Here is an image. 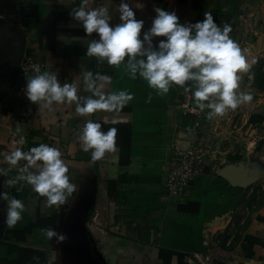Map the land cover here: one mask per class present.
I'll return each instance as SVG.
<instances>
[{"label":"crops","instance_id":"1","mask_svg":"<svg viewBox=\"0 0 264 264\" xmlns=\"http://www.w3.org/2000/svg\"><path fill=\"white\" fill-rule=\"evenodd\" d=\"M174 1L128 0L136 18L148 28L149 18L155 16L154 8L172 12ZM106 2L93 0L91 6ZM78 3L79 0H21L24 26L19 29L13 23L16 2L0 0V98L14 92L16 68L24 56H31L41 65L42 72L56 74L61 84H75L77 97L92 95L84 88L83 69L94 77H111L110 82L98 81L103 84L101 92L105 95L125 90L132 93L133 99L118 113L97 111L89 116L76 112L77 103L82 101L45 107L43 102H30L26 95L8 110L0 109V192L25 204L22 219L10 228L5 223L7 201L0 200V261L264 264V174L260 206L247 218L240 219L237 211L247 195L245 187L229 177L210 173L205 159L184 199L170 197L164 184L171 155L174 150L185 151L191 144L193 116L184 113L187 93L183 87L173 85L167 94L158 95L138 75L131 78L123 63L110 66L106 60L98 62L87 57L88 39L98 37L95 33L87 37L82 26L70 18L71 9ZM119 3L120 0L108 3L113 25L120 22ZM137 3L142 7L136 8ZM262 4L257 0H186L176 15L181 23H196L210 12L221 28L225 23L231 25L230 37L241 47L249 66L247 71L238 73L239 90L245 88L253 95L250 102L242 104L246 110L243 124L250 122L251 126L236 135L247 150L244 158L250 154L251 158L260 159L264 167V90L257 89L249 80L251 77L247 78L253 73L254 63L264 60ZM89 119L117 129L116 151L96 162L91 161L90 152L82 151L78 140ZM21 137L24 144L19 143ZM41 143L60 150L69 178L78 186L77 193L59 211L46 207L45 198L32 192L26 181L20 194L4 190V171L10 165L6 157L17 148L29 151ZM25 163L20 160L14 167ZM186 203H191L190 209L181 210L180 205L184 207ZM50 218L52 227L67 236L65 241L49 242L43 228L38 227L32 228L23 240L11 234L24 231L39 219ZM71 236L77 237V245L71 246Z\"/></svg>","mask_w":264,"mask_h":264},{"label":"clouds","instance_id":"2","mask_svg":"<svg viewBox=\"0 0 264 264\" xmlns=\"http://www.w3.org/2000/svg\"><path fill=\"white\" fill-rule=\"evenodd\" d=\"M92 2L79 0L69 13L87 37H92L93 33L98 37L88 39L87 57L96 58L98 62L106 60L110 66L123 63L131 78L138 75L158 95L167 94L173 85L183 87L192 96L193 111L207 109L208 119L223 116L229 109L234 110L253 99L250 93L238 91L241 87L238 73L247 71L249 66L241 47L230 37V24L225 23L221 28L210 12H205L203 19L196 23H181L174 11L156 7L151 26L142 34L144 21L136 18L128 0H120V22L114 25L109 16L111 0L99 7H92ZM140 7L137 3L136 8ZM161 37L163 39H157ZM81 72L84 88L92 94L90 96L77 97L75 84H61L57 75L49 71L28 78L25 95L30 102L37 105L43 102L45 107L82 101L76 106L81 116L97 111L118 113L133 99L132 93L125 90L102 93L103 84L98 81L110 82V76L97 74L94 77L91 71L83 69ZM116 132L115 127L103 131L101 123L87 120L78 134L82 151L90 152L92 162L104 159L107 153L116 151ZM19 143H25L23 137ZM61 155L58 148L41 143L29 151L17 148L6 157L12 166L20 160L26 162L22 167L26 175L22 178L32 192L45 198L46 207L56 211L67 205L78 190L77 184L69 178L68 166ZM33 167L38 171H29ZM0 200L7 201L5 223L11 228L22 219L25 204L6 192H0ZM41 231L49 242L55 239L61 243L67 239L54 227Z\"/></svg>","mask_w":264,"mask_h":264},{"label":"rangeland","instance_id":"3","mask_svg":"<svg viewBox=\"0 0 264 264\" xmlns=\"http://www.w3.org/2000/svg\"><path fill=\"white\" fill-rule=\"evenodd\" d=\"M257 1L264 4V0ZM149 19L152 22L153 18L150 17ZM147 29L148 27H144L142 34ZM155 43L156 41H154ZM263 70L264 68L262 67L261 71ZM254 75L255 72L253 71V73L248 74L247 78L249 79L251 77L249 80L253 82ZM239 91L247 92L245 88H241ZM247 93L252 95V92L248 91ZM187 95L190 96L191 103L195 105L191 94L187 93ZM242 108L243 106L241 104L234 110L229 109L223 116H218L213 119L207 118V109L202 111L200 118L201 129L199 130L202 146L208 149L204 157V163L209 167L207 170L215 175L229 177L235 180V182L237 181L247 191V195L241 201L237 210L240 219L247 218L252 211L259 207L263 193L261 185L264 174V167L260 159L251 158L250 154L247 158H244V153L247 150H244V146L240 144L239 136L236 135L237 131L243 128L247 129L251 126L250 122L243 124L242 120L246 110ZM250 148L252 150L253 146L250 145ZM70 243L71 246L74 245L73 243L77 245V237L71 236Z\"/></svg>","mask_w":264,"mask_h":264},{"label":"built area","instance_id":"4","mask_svg":"<svg viewBox=\"0 0 264 264\" xmlns=\"http://www.w3.org/2000/svg\"><path fill=\"white\" fill-rule=\"evenodd\" d=\"M16 2L15 10L13 14V23L19 29L24 26L23 14L19 1ZM42 72L41 65L35 61L31 56H24L19 62L16 74L14 77V92L10 95L0 98V109L8 110L14 103L17 104L18 98L25 95L26 80L32 76L38 75ZM190 96L187 95L185 99L184 113L193 116V123L189 129L191 136V144L185 151L174 150L170 162L169 172L165 180V189L168 195L172 198L182 201L188 192V187L191 181L199 175L200 168L203 163L204 157L208 152V149L203 148L200 139V118L202 111H193L195 105L190 101ZM7 174V178L4 181V190L12 194L22 193L25 187V180L22 178L24 172L22 167H14L8 165L4 171ZM16 173V176H11V173ZM12 181V183H9Z\"/></svg>","mask_w":264,"mask_h":264},{"label":"trees","instance_id":"5","mask_svg":"<svg viewBox=\"0 0 264 264\" xmlns=\"http://www.w3.org/2000/svg\"><path fill=\"white\" fill-rule=\"evenodd\" d=\"M185 1L186 0H175L171 11H174L175 13L181 12L184 5H185ZM262 67L264 68V60H257L254 64V68H253L255 75H254V79H253L252 84H253V86H255L259 90H264V70L261 71ZM102 130H105V131L108 130L107 126L102 125ZM190 205H191V203H186L185 205H182L184 207H181V205H180V209L188 211V209H190L189 208ZM196 211H197V209H196ZM52 222H53L52 218H50V219H39L35 224L31 225L29 228L25 229L24 231L12 232L11 234L13 236H15L16 239L23 240L24 235L30 233L32 228H34V227H38V228L52 227ZM3 263L12 264V263H7L6 261H0V264H3Z\"/></svg>","mask_w":264,"mask_h":264},{"label":"water","instance_id":"6","mask_svg":"<svg viewBox=\"0 0 264 264\" xmlns=\"http://www.w3.org/2000/svg\"><path fill=\"white\" fill-rule=\"evenodd\" d=\"M17 69V68H16ZM15 74H16V72H15ZM229 179H231V178H229Z\"/></svg>","mask_w":264,"mask_h":264}]
</instances>
